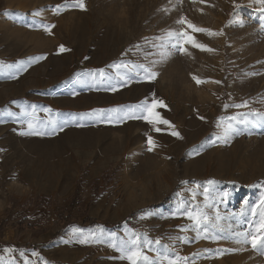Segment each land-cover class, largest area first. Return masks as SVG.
Returning a JSON list of instances; mask_svg holds the SVG:
<instances>
[{
  "label": "rangeland",
  "instance_id": "rangeland-1",
  "mask_svg": "<svg viewBox=\"0 0 264 264\" xmlns=\"http://www.w3.org/2000/svg\"><path fill=\"white\" fill-rule=\"evenodd\" d=\"M64 3L0 0V61L46 57L27 66L17 79L0 76V113L5 115L0 128L2 264H23L20 251L35 264H126L104 243L83 245L72 238L74 227L98 226L120 237L131 230L159 239L169 246L170 255L187 257V264H264V255L250 244L236 243L235 236L196 240L195 232L181 231L191 222L177 213L188 204L202 207L203 195L193 201L190 189L214 180L212 194L231 231H251L238 214L264 191L261 6L254 0H85L86 11L57 15L53 9ZM36 11L41 14L33 16ZM182 16L197 27L224 33L211 38L195 34L214 52L189 48L190 56L175 51L165 55L160 45L166 43L167 32L181 27L176 21ZM37 23L55 27L48 34L30 27ZM61 45L68 51L60 52ZM154 61V82L140 80L129 70L133 64ZM114 63L128 64L121 71L132 77L127 84L119 81L116 91L66 83L77 73L97 69L115 76L109 67ZM193 76L207 82L197 85ZM153 93L167 105L159 111L182 139L167 129L157 133L143 120L116 126L83 121L84 126H77L67 115L135 105ZM245 102L247 108H224ZM31 106L36 107L37 121L69 123L53 135H24L27 124L7 113L32 119L21 116ZM236 113L250 114L255 126L242 125L244 132L226 144L216 140L221 131L217 121ZM149 135L158 144L154 152L146 151ZM201 145L202 151L191 155ZM225 191L229 196L221 203L216 194ZM135 213L131 224L123 223ZM183 237L190 242L178 239ZM5 248L16 251L6 253ZM218 250L228 251L220 255ZM33 251L39 256H31ZM147 254L155 257L154 252Z\"/></svg>",
  "mask_w": 264,
  "mask_h": 264
},
{
  "label": "snow or ice",
  "instance_id": "snow-or-ice-1",
  "mask_svg": "<svg viewBox=\"0 0 264 264\" xmlns=\"http://www.w3.org/2000/svg\"><path fill=\"white\" fill-rule=\"evenodd\" d=\"M196 0H193L195 3ZM204 2V0H201ZM255 3L259 4L260 11L264 12V0H254ZM77 9L81 11H86L87 6L85 0H65V3L62 5H57L53 11L59 15L65 10ZM41 13L39 11L33 12V16H39ZM22 17V14H21ZM176 23L181 25L178 30H171L166 33V43H162L160 46L165 48V55H170L171 52L175 51L182 55L190 56L192 53L189 51V48L197 49L201 52L212 53L215 49L207 46L204 43H201L197 38V33H202L208 37L221 36L224 33L222 31L213 32L209 29L197 27L190 20H187L185 17H180ZM32 28L43 29L48 34H51L52 28L55 25H45L43 23H37L30 25ZM60 52L68 51L62 45L59 49ZM44 56H36L29 58L25 63L24 61H18L14 64H7L0 61V76L6 79H17L18 75L22 71L27 70V66L32 63L39 62L40 60L45 59ZM157 62H153L151 65H135L133 64L131 69L126 63H114L109 67L115 69V76L111 73H106L105 69H97L94 71L77 73L75 78L71 81L66 82L67 85H80L82 87L88 88H97L99 86H104L105 90L116 91L120 85L119 81H122L124 84H127L131 76H128L126 73L122 72L121 69H129L130 71L135 72V76L140 80L147 82H154L158 76V73L154 71V66ZM118 78V80H117ZM192 79L200 85L206 83L207 81L201 80L196 76H193ZM213 83H220L219 81H212ZM72 94L75 95L76 92L73 90ZM167 105L163 100L157 98L155 94L151 98L146 97L144 100L140 101L138 104L130 106H116L111 108H96L88 112L83 113H69L68 117L77 122V126H84L83 121H90L95 124H106V125H120L128 120H143L146 124L150 125L152 130L159 133L165 129L170 130L169 135H172L178 139L183 137L175 129L169 120L164 118L160 113L159 109L166 108ZM229 107L247 108L248 104L241 103L235 105H224V108ZM45 113H49L50 109H43ZM36 107L31 106V112L27 110L21 111V116L28 117L31 115L32 119L22 120L20 117H17L15 113L8 112L9 117H15L21 124H27V131L23 132L24 135H53L57 130H63V128L69 123L68 119L54 120L49 118L47 123L44 121H37L35 119ZM59 115V114H57ZM260 115V114H254ZM203 119V117H201ZM255 126V122L250 118L248 113H236L235 115L228 116L225 119L217 121V128L221 131L217 135L216 140H219L222 143H228L234 136L242 134L245 130L241 126ZM161 126H164L162 128ZM216 140H213L212 143H216ZM147 148L146 151L154 152L158 147L156 140L152 136H147L146 140ZM203 145L198 146L193 150L191 155H198L203 149ZM188 183V182H182ZM216 184L214 180H209L206 182V185L197 184L195 190H191V195L193 201H195L197 195H203L204 203L201 207L199 204H188L187 207H182L177 209V213L186 217L191 224L185 228H182L181 231H193L195 232V239H210L213 241H218L222 239H230L233 236L237 237L235 240L236 243L240 244H250L251 248L261 255H264V191H261L260 196L257 201L251 202V206L248 209H241L238 214L244 219L248 224V228L251 231H242V232H232L231 231V222L228 217L221 215L217 205H216V196L212 194V187ZM202 189V192L200 191ZM216 195L220 196V202L223 203L227 200L229 193L227 191L217 193ZM182 205L187 204V201H182ZM249 201L245 200L244 204L249 205ZM252 217L251 220H248V215ZM235 220V216L231 218ZM224 223L229 224V228L225 229L223 227ZM73 239L83 245L104 243L107 246L111 247L113 250L119 253V259L126 261V264H187L188 258L181 257L179 255H170L169 246L161 245L159 239L155 241L149 239L147 236L141 237L139 234L128 230L125 232L123 237L117 236L115 232H106L104 228L97 227L95 229L84 230L78 227L72 228ZM182 242H190L187 237L178 238ZM4 251L14 252L15 249L5 248ZM223 251L228 250H218V254L222 255ZM154 252L155 257H150L147 253ZM31 256L38 257L39 253L33 251ZM19 257L23 261V264H35L34 261L30 260L29 256L26 255L23 251L19 252ZM15 259V257H13ZM3 262V257H0V264Z\"/></svg>",
  "mask_w": 264,
  "mask_h": 264
},
{
  "label": "crops",
  "instance_id": "crops-1",
  "mask_svg": "<svg viewBox=\"0 0 264 264\" xmlns=\"http://www.w3.org/2000/svg\"><path fill=\"white\" fill-rule=\"evenodd\" d=\"M5 125V115L4 112L0 113V128H4Z\"/></svg>",
  "mask_w": 264,
  "mask_h": 264
},
{
  "label": "trees",
  "instance_id": "trees-1",
  "mask_svg": "<svg viewBox=\"0 0 264 264\" xmlns=\"http://www.w3.org/2000/svg\"><path fill=\"white\" fill-rule=\"evenodd\" d=\"M136 215L133 214L132 216H130L127 220H125L123 223H126V224H131L132 223V217H134ZM97 222H93L92 224H90L91 226H94V224H96Z\"/></svg>",
  "mask_w": 264,
  "mask_h": 264
}]
</instances>
